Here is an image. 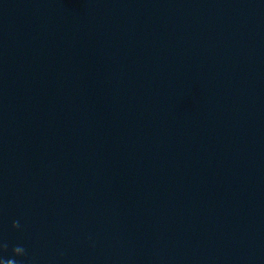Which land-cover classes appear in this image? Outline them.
Masks as SVG:
<instances>
[{
    "label": "clouds",
    "instance_id": "clouds-1",
    "mask_svg": "<svg viewBox=\"0 0 264 264\" xmlns=\"http://www.w3.org/2000/svg\"><path fill=\"white\" fill-rule=\"evenodd\" d=\"M19 250H20V247H16V248L13 249V253H15V252H17Z\"/></svg>",
    "mask_w": 264,
    "mask_h": 264
}]
</instances>
